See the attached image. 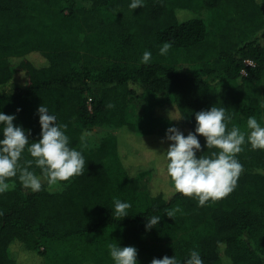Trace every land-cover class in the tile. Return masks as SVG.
Instances as JSON below:
<instances>
[{"label": "trees", "instance_id": "16d2710c", "mask_svg": "<svg viewBox=\"0 0 264 264\" xmlns=\"http://www.w3.org/2000/svg\"><path fill=\"white\" fill-rule=\"evenodd\" d=\"M263 29L264 0H0V264H264V133H235ZM145 94L162 102L132 119ZM38 177L67 188L22 189Z\"/></svg>", "mask_w": 264, "mask_h": 264}, {"label": "rangeland", "instance_id": "374dc122", "mask_svg": "<svg viewBox=\"0 0 264 264\" xmlns=\"http://www.w3.org/2000/svg\"><path fill=\"white\" fill-rule=\"evenodd\" d=\"M261 37L264 40V29L261 32ZM115 64L109 60L102 59L96 61L91 65H81L82 69H89L92 71H99L114 66ZM182 67H187L191 70H196L194 66L185 63L180 64ZM240 82V79L238 80ZM246 103L248 105L256 106L258 108V116L245 121L244 129L237 128L235 133L242 134L243 136L252 137L258 133H264V77L258 83H248ZM162 99L151 94H145L141 98L131 97L129 104V113L132 119H138L148 113L154 106L160 104ZM170 124H167L162 129L168 130ZM117 130L108 125L96 126L89 130L88 141L91 148H97L101 141L110 134H115ZM192 157V151L189 149L186 138L180 137L173 150L170 152V164L166 166L164 176L170 181V175L175 186L181 185L188 177V166ZM152 174L143 173L140 176L141 182V200L146 202L149 194L148 190L151 187ZM46 184L48 189L52 192H61L66 190L67 183L62 182L60 179L48 180L44 177L33 179L22 189L24 191L35 190L40 186ZM3 188H15L13 184L3 185Z\"/></svg>", "mask_w": 264, "mask_h": 264}, {"label": "built area", "instance_id": "2783aa9c", "mask_svg": "<svg viewBox=\"0 0 264 264\" xmlns=\"http://www.w3.org/2000/svg\"><path fill=\"white\" fill-rule=\"evenodd\" d=\"M245 64H246L247 67H248V66H254V62L251 61V60H247V61L245 62ZM243 73L246 74V70H245V69L243 70Z\"/></svg>", "mask_w": 264, "mask_h": 264}]
</instances>
